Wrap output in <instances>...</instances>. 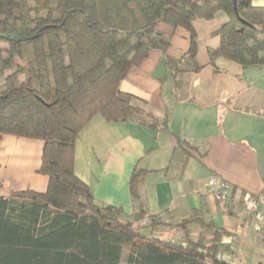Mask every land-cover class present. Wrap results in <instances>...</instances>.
<instances>
[{
  "label": "trees",
  "instance_id": "obj_1",
  "mask_svg": "<svg viewBox=\"0 0 264 264\" xmlns=\"http://www.w3.org/2000/svg\"><path fill=\"white\" fill-rule=\"evenodd\" d=\"M219 11L228 19L211 63L264 65V5L256 0H0V142L43 140L38 171L49 180L45 191L13 190L0 178L9 193L0 196V264H225L217 256L228 232L199 211L178 225L183 241L159 239L145 232L162 224L156 216L141 224V207L126 219L121 208L99 204L75 171L80 131L96 115L168 127V117L143 110L122 81L152 51L166 54L179 27L190 33L181 61L191 68L168 58L173 75L199 71L194 20ZM143 174L136 168L131 178L134 199ZM194 221L206 231L196 238Z\"/></svg>",
  "mask_w": 264,
  "mask_h": 264
},
{
  "label": "crops",
  "instance_id": "obj_2",
  "mask_svg": "<svg viewBox=\"0 0 264 264\" xmlns=\"http://www.w3.org/2000/svg\"><path fill=\"white\" fill-rule=\"evenodd\" d=\"M264 5V0H256ZM219 11L212 19L197 18L199 71L173 75L169 59L181 61L190 48V33L179 27L166 52L154 50L122 81V90L135 95L138 105L158 119L168 117L167 128H151L138 121L109 122L96 115L80 131L75 151L76 174L85 181L96 201L121 208L126 219L143 207L161 225L146 229L147 235L181 242L178 225L203 218L227 230L222 250L243 264L264 262V231L250 226L244 197H260L264 230V65L242 64L219 57L211 63L210 52L220 45L217 31L227 21ZM167 33L171 28L163 27ZM177 67L191 68L181 61ZM44 141L5 135L0 142V178L13 190L45 191L48 177L40 168ZM144 172L139 196L134 199L130 182L135 169ZM28 175L23 189L19 180ZM220 176L230 184L226 199L219 200L208 182ZM8 190H0V196ZM192 235L206 232L198 221ZM175 236V238H174ZM174 238V239H172ZM246 248L255 250L256 258Z\"/></svg>",
  "mask_w": 264,
  "mask_h": 264
},
{
  "label": "built area",
  "instance_id": "obj_3",
  "mask_svg": "<svg viewBox=\"0 0 264 264\" xmlns=\"http://www.w3.org/2000/svg\"><path fill=\"white\" fill-rule=\"evenodd\" d=\"M208 186L211 191L216 193V197L219 200H224L228 197L230 192V184L220 176H212L209 179ZM260 197L254 194L247 193L244 197V202L246 209L250 213V226L256 231H264L261 225L263 220V214L260 211ZM219 261L225 264H243L236 260L229 252L226 250H221L218 253ZM261 264H264L262 262Z\"/></svg>",
  "mask_w": 264,
  "mask_h": 264
},
{
  "label": "rangeland",
  "instance_id": "obj_4",
  "mask_svg": "<svg viewBox=\"0 0 264 264\" xmlns=\"http://www.w3.org/2000/svg\"><path fill=\"white\" fill-rule=\"evenodd\" d=\"M164 26L170 28L169 25H164ZM28 182H30V179H29L28 175L24 179L21 178V180H19L20 186H18L19 187L18 189H23V187H25V184L28 183ZM174 238H175V236H174ZM174 238H172V239H174ZM263 249H264V242H263ZM246 251L249 252L251 257H253V258L257 257L256 254H254L255 250L253 248H246ZM126 256H127V253H125V257L123 259V263H125V261H126Z\"/></svg>",
  "mask_w": 264,
  "mask_h": 264
}]
</instances>
